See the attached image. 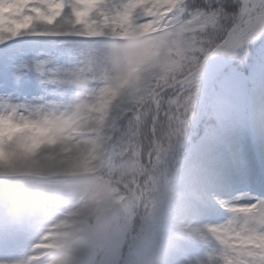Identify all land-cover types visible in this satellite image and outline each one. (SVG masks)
<instances>
[{
  "label": "clouds",
  "instance_id": "1",
  "mask_svg": "<svg viewBox=\"0 0 264 264\" xmlns=\"http://www.w3.org/2000/svg\"><path fill=\"white\" fill-rule=\"evenodd\" d=\"M24 14L0 46H47L13 60L0 93V261L264 264V188L245 187L236 130L264 164V0H30ZM29 79L39 91L19 95Z\"/></svg>",
  "mask_w": 264,
  "mask_h": 264
},
{
  "label": "snow or ice",
  "instance_id": "2",
  "mask_svg": "<svg viewBox=\"0 0 264 264\" xmlns=\"http://www.w3.org/2000/svg\"><path fill=\"white\" fill-rule=\"evenodd\" d=\"M25 5L30 6V0H0V32L11 33L13 36H18L20 35L22 30L31 27L32 18L29 16H25L24 14ZM52 11L55 15H59V12L57 11L56 8H53ZM87 15L88 12H77L75 22L80 23L81 22L80 18ZM53 19L54 17L47 18L48 23H52ZM69 35L81 37L85 34L81 32H74V33H70ZM86 35L89 37L92 36L99 37L102 35V32L92 31L87 33ZM66 43L78 45L82 48L89 47L85 39L69 40L66 41ZM45 46L47 45H43L35 42H30L29 45V47L31 48H39ZM18 94L21 95L20 91L18 92ZM202 151L208 157L210 163H214L217 161L219 155V145L215 133L209 134ZM0 264H7V262L0 261Z\"/></svg>",
  "mask_w": 264,
  "mask_h": 264
},
{
  "label": "rangeland",
  "instance_id": "3",
  "mask_svg": "<svg viewBox=\"0 0 264 264\" xmlns=\"http://www.w3.org/2000/svg\"><path fill=\"white\" fill-rule=\"evenodd\" d=\"M31 41H18L14 42L8 46H0V93L10 90L12 88L11 76L9 65L14 60L19 58L20 56L27 54L31 56L37 48L29 47ZM260 53H256L254 56H259ZM22 96H32L36 94L39 89L36 87L35 82L31 79L25 80L23 86L19 90ZM249 94L251 93V85L248 88ZM236 130L238 134H242L244 136L243 142H250L251 144L257 142L261 144L260 139L256 134H254L247 123L239 117L236 119ZM245 144V143H243ZM243 147V146H242ZM249 150V149H248ZM251 151V150H250ZM219 222V220L217 221ZM199 243V242H198ZM200 245V253L194 254L193 256L201 255L204 253L205 248Z\"/></svg>",
  "mask_w": 264,
  "mask_h": 264
},
{
  "label": "bare ground",
  "instance_id": "4",
  "mask_svg": "<svg viewBox=\"0 0 264 264\" xmlns=\"http://www.w3.org/2000/svg\"><path fill=\"white\" fill-rule=\"evenodd\" d=\"M243 149H248L250 146V143L247 144H243ZM257 147H259V144H256ZM249 155V164L246 165V167H253L254 168V173H253V177L251 180V184H252V189L254 191H260L262 188H264V185H262L259 180L258 177L260 176L261 170H260V165H261V160L257 157L255 152H250L248 153ZM253 162V163H252ZM250 165V166H249ZM207 215V212L205 214V216ZM204 216V220L211 222V220H213L215 217L210 215L208 217V219H205ZM186 251L189 255H191L192 252L197 250V245L196 243H194V241H190L188 242L186 245Z\"/></svg>",
  "mask_w": 264,
  "mask_h": 264
}]
</instances>
